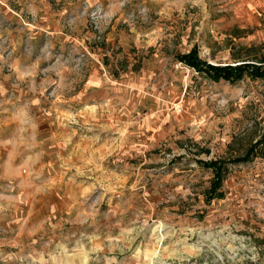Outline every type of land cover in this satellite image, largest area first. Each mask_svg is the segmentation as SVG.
I'll use <instances>...</instances> for the list:
<instances>
[{
    "label": "rangeland",
    "instance_id": "1",
    "mask_svg": "<svg viewBox=\"0 0 264 264\" xmlns=\"http://www.w3.org/2000/svg\"><path fill=\"white\" fill-rule=\"evenodd\" d=\"M264 0H0V264H264ZM255 155V156H254Z\"/></svg>",
    "mask_w": 264,
    "mask_h": 264
},
{
    "label": "trees",
    "instance_id": "2",
    "mask_svg": "<svg viewBox=\"0 0 264 264\" xmlns=\"http://www.w3.org/2000/svg\"><path fill=\"white\" fill-rule=\"evenodd\" d=\"M176 59L188 67L195 69L197 72L209 76L214 81L226 80L234 82L243 78L245 74H249L253 78H264V70H261L258 66L252 64L249 60H243V63L235 66L231 64L214 65L200 56L199 49L197 47H193L186 53L177 54ZM262 143H264V138L259 142V144H255L249 148L244 157H238L233 160L219 159L206 162L202 161V164L205 167L211 168L214 171L213 181L206 197V200L209 203L213 198L221 197L223 195L221 187L227 176L228 163H237L249 160L252 156L253 150H255V148Z\"/></svg>",
    "mask_w": 264,
    "mask_h": 264
},
{
    "label": "built area",
    "instance_id": "3",
    "mask_svg": "<svg viewBox=\"0 0 264 264\" xmlns=\"http://www.w3.org/2000/svg\"><path fill=\"white\" fill-rule=\"evenodd\" d=\"M261 68H264V61L260 64Z\"/></svg>",
    "mask_w": 264,
    "mask_h": 264
},
{
    "label": "crops",
    "instance_id": "4",
    "mask_svg": "<svg viewBox=\"0 0 264 264\" xmlns=\"http://www.w3.org/2000/svg\"><path fill=\"white\" fill-rule=\"evenodd\" d=\"M190 51V50H189Z\"/></svg>",
    "mask_w": 264,
    "mask_h": 264
}]
</instances>
